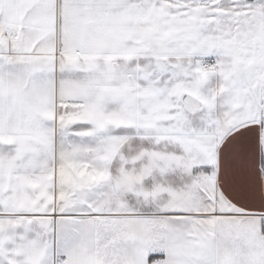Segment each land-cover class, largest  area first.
Here are the masks:
<instances>
[{"label":"snow or ice","instance_id":"1","mask_svg":"<svg viewBox=\"0 0 264 264\" xmlns=\"http://www.w3.org/2000/svg\"><path fill=\"white\" fill-rule=\"evenodd\" d=\"M0 264H264V0H0Z\"/></svg>","mask_w":264,"mask_h":264}]
</instances>
